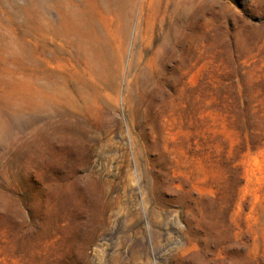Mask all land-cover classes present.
<instances>
[{
    "label": "rangeland",
    "instance_id": "374dc122",
    "mask_svg": "<svg viewBox=\"0 0 264 264\" xmlns=\"http://www.w3.org/2000/svg\"><path fill=\"white\" fill-rule=\"evenodd\" d=\"M56 1L0 0V264H264V0H123L104 66Z\"/></svg>",
    "mask_w": 264,
    "mask_h": 264
},
{
    "label": "bare ground",
    "instance_id": "6f19581e",
    "mask_svg": "<svg viewBox=\"0 0 264 264\" xmlns=\"http://www.w3.org/2000/svg\"><path fill=\"white\" fill-rule=\"evenodd\" d=\"M87 3H88V6L91 7L92 14H90V17H88V12L83 11V16L85 18L84 21L86 22L84 25L85 27L76 28V25H78V23L77 24L73 23L74 21L71 19V16L69 14L70 3L69 2L67 3V0H57L55 2L54 4L55 8H57L58 11L61 12L60 26L54 27V28L46 27V26L44 27L42 24L38 26L37 44L39 46L40 60H43L42 56L45 52V44H44L45 41L44 40L50 38V40L53 41L54 35L71 38L73 36L76 37V34H79L80 37L85 38V41H84L85 44H82L81 49H84L86 53H88L89 59L92 62H96L100 66H104L108 59V56L112 53L113 58H116L114 62L117 64L119 57L122 56L123 48L125 44L127 43L128 35H130L127 22H129L131 11L129 10L127 11L126 14H124L123 7L127 5L123 0H118V1L116 0H89L87 1ZM92 8L99 10L103 14V17H105L106 19L108 17H110V19H113L116 23V26L114 28H111L109 24L102 23L100 21V23L104 24L101 27L100 23H98L93 18L94 9ZM139 35L141 36L142 40H144L143 30L140 29L139 26H137L135 29L134 37H133V42L135 41V39L138 38ZM108 42H112V44L109 46L107 44ZM144 58H145L144 52L141 51L139 53L138 60H137L139 64L142 63Z\"/></svg>",
    "mask_w": 264,
    "mask_h": 264
}]
</instances>
